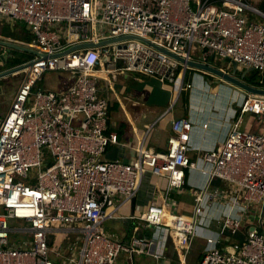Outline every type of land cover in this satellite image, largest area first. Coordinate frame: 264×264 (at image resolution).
I'll return each instance as SVG.
<instances>
[{"label": "built area", "instance_id": "built-area-1", "mask_svg": "<svg viewBox=\"0 0 264 264\" xmlns=\"http://www.w3.org/2000/svg\"><path fill=\"white\" fill-rule=\"evenodd\" d=\"M4 17L23 21L33 36L4 39L44 55L29 59L8 109L0 112V264H59L63 251L73 264H116L121 254L127 264L139 255L157 264L168 246L174 264H187L207 201L236 208L216 219L221 233L234 235L247 222L249 227L228 250L207 249L199 264H264V131L242 128L245 113H264V94L245 92L223 140L201 153L209 166L202 168L205 184L193 190L192 216L173 211L166 199L152 200L137 217L118 211L146 169L165 176L171 190L195 166L186 155L193 124L185 116L174 118L163 150L145 143L148 127L137 139L133 160L105 159L106 147L118 136L108 130L109 95L99 94L100 79L110 82L118 72L155 76L177 93L191 88L184 80L190 68L153 45L186 59L208 62L218 55L264 72L260 6L252 0H0ZM86 42L94 45L68 50ZM193 47L199 58L191 57ZM120 58L130 61L121 66ZM49 70L68 71L71 83L60 90L34 89ZM34 167L35 177L29 173ZM117 218H137L152 231L116 238L104 222ZM71 230L79 238L65 250L55 249L49 234ZM15 231L25 238L11 239Z\"/></svg>", "mask_w": 264, "mask_h": 264}, {"label": "crops", "instance_id": "crops-1", "mask_svg": "<svg viewBox=\"0 0 264 264\" xmlns=\"http://www.w3.org/2000/svg\"><path fill=\"white\" fill-rule=\"evenodd\" d=\"M0 19L8 22L7 29H5L4 26L0 28V36H2L0 39L6 40L3 36L21 39L20 34L16 35L17 33L14 29V21L16 20H11L7 17ZM25 32L26 36L32 39V33L24 24L21 35L25 36ZM0 53L7 59L10 52L7 46L1 44ZM27 53L31 52L27 51ZM210 57L213 58L209 56L207 57V61ZM28 60L29 59L26 61ZM22 70H24V75L15 87L11 98L27 73V69L23 68ZM197 70L198 69L192 72L198 73H191L188 76V80L192 83V87L180 93H177L173 89L172 84L168 83V81H161L155 76H147L133 72H118L111 75L110 82L100 79L99 94L109 95L110 99L108 130L115 131L118 136L116 143L108 144L106 147L102 155L105 159L119 158L124 161L133 160L136 155L135 144L137 139L146 132L148 127L149 130L146 133L145 143L154 150H163L166 147L167 137L171 132V122L174 118L185 116L188 117L193 124L189 132V149L186 151V155L191 161L195 162V166L185 169L183 184L179 188L169 190L165 176L154 174L149 169H146L143 173L140 185L133 196L134 203H132L131 198L120 206V209L124 206L126 210L121 211L124 215H133L137 217L146 210L148 204L152 200L166 199L168 202H171V205L168 204V207L176 212V205L178 204L177 198L183 192L192 197L194 207L193 190L205 184L206 176L202 172V168L209 166V164L203 160L201 153L206 149L217 146L223 140L228 129L229 115L233 113L236 103L245 94V91L225 82L219 77H215L212 74H210L211 77H206L203 74L206 72ZM260 73L261 75L259 76L258 82L248 81L245 78L246 70L242 79L250 85L264 88V83L260 80L264 72ZM240 75L241 74H239L238 77H240ZM70 77V74H68L67 82H63L62 79L57 80V82H40L39 78L35 87H38V89H64L71 83ZM212 82L215 83L213 84ZM182 92L186 93L184 94L186 95L185 99L182 98ZM8 107L9 104L7 108L0 110V112L5 113ZM245 117L246 120L244 122ZM204 123L207 124L206 127L203 125ZM242 128L254 132L264 131V113L261 115L251 112L245 113ZM165 194L168 196L165 197ZM207 204L204 212L205 216H201V223L211 214L218 213L219 210L222 214H233L236 209L229 204L223 205L213 203L212 201H207ZM212 207L213 211L211 212L210 210ZM180 211L179 213L183 212V210ZM182 214H184V212ZM184 215L188 216L187 214ZM114 221H121L125 225H129L132 221L140 223L137 218H117L114 219ZM105 223L106 222H104V224ZM201 225L202 224H200V226ZM244 225L245 226L241 229L242 231L239 230L234 234V236H236L235 238H241L245 228L249 227L248 222L244 223ZM200 226L198 228L199 230L195 231V235L189 245L188 253L194 251L190 256L189 264H197L198 260L207 249L217 246L228 250L232 244H223L225 239H227L225 236H227L226 234H228V232L221 233V231L217 232V229L213 227L206 229L200 228ZM105 227L108 231L113 232L112 228H108L106 225ZM128 233L129 231L127 228L124 232L120 233L121 238H128L130 236ZM196 234L207 241H194ZM223 236L224 239H221L220 237ZM123 262L127 264L125 256L121 254L117 258L116 264H124ZM149 262L152 263L154 260L151 257L139 255L135 256L132 264H147ZM174 263V250L171 249V246H168L164 257L160 259L157 264Z\"/></svg>", "mask_w": 264, "mask_h": 264}, {"label": "rangeland", "instance_id": "rangeland-1", "mask_svg": "<svg viewBox=\"0 0 264 264\" xmlns=\"http://www.w3.org/2000/svg\"><path fill=\"white\" fill-rule=\"evenodd\" d=\"M260 0H252L253 3H255L256 5L260 6V8H262L264 10V3L259 2ZM24 22L21 20H16L14 21V29L15 32L17 33L16 35L20 34L21 39H25L27 40H31V37L29 38L28 36H22L21 32L23 30V26H24ZM3 26L5 27V29H7L8 27V22L4 21L3 19H0V28H3ZM110 48L114 47V43L109 44ZM9 48V54L8 57H15L17 56L18 58L25 60V59H30L31 57H33L34 54L32 53H27V50H23V49H18V48H14V47H7ZM15 49V50H13ZM11 50V51H10ZM191 57L194 58H199V55L197 53V51L195 50V47H193L192 51H191ZM129 58H120L117 60V64L121 65V66H125L129 63ZM21 63L24 62H20L18 64L12 65L11 61L7 60L5 56H3L0 53V72L3 70H6L8 68L11 67H15ZM208 63L223 69L227 72H232V61L229 59H225L223 57H220L218 55H215L213 58H209L208 59ZM194 70L196 71V69L194 68H190V70ZM246 70V75H249L252 73V71H254L253 69H243L241 68L239 65H237V69L234 72V74L236 76H239V74H241L243 71ZM248 70V71H247ZM24 70H18L15 73L14 72H10V73H6L3 75H0V110H3L5 108H7L8 104L10 103V98L11 95L15 89V87L17 86L18 82L21 80V78L24 75ZM198 71V70H197ZM201 71V70H199ZM68 74L69 72L66 70H49L47 72H45V74L43 75V77H41L39 79L40 82H57V80L62 79L63 82H67L68 81ZM209 74V73H206ZM259 75H261L260 72H258ZM210 75V74H209ZM207 77V76H206ZM17 89V88H16ZM34 89H38V87H34ZM246 120V117L244 118V122ZM29 173L35 177L36 176V167L31 168L29 170ZM178 204L176 205V211L177 212H181L180 210H183L184 214H187L188 216H192L193 215V200L192 197L190 195H186L184 192L181 193L178 196ZM213 203H218V202H213ZM207 202H205L203 204V211L206 207ZM219 204V203H218ZM111 208V206H107L106 210H109ZM121 211H126L124 209V206L121 207V209H119V214H124ZM211 212L213 211V207L210 210ZM182 212V213H183ZM203 212L198 216V220L196 223V230L198 231L200 224H202L200 226V228H215L217 229V232H220V226L217 224V220L216 219H220L222 217V213L219 212L218 213H213L211 214L209 217L205 218L204 222L201 223V216ZM205 216V215H204ZM17 220L11 221V225L16 226L17 223L15 222ZM130 222V221H129ZM126 223V222H125ZM205 224V225H203ZM105 225L109 228H112L113 234L116 236V238H120V233L124 232L127 228L129 231V235H136V236H143V235H148L151 233L152 228L150 227H143L140 223H137L136 221H132L129 223V225H125L123 224L121 221H114V219H109L106 221ZM211 230V229H210ZM26 236V233H23L21 231H15L14 233L11 232L10 234V238L14 239V238H18V239H24ZM80 236V233L78 231H60L58 233H53V234H49V238L52 240V245L55 249H62L65 250L69 247V244H72L76 239H78ZM217 236V234H216ZM221 236V235H219ZM231 235L230 233L227 234V236H225L227 239H225V242L223 244H227V243H233L234 241L237 240V238H235L236 236ZM221 239H224L223 237H220ZM194 241H200V242H204L207 241L203 238H200L199 235L196 234V237L194 238ZM229 241V242H228ZM75 249H77V246H75ZM194 251H192L191 253L187 254L186 257V263L189 264L190 263V256ZM63 257L61 258V260H58L59 264H68L70 262H67V256L69 255L68 252H64L63 251ZM73 264V263H70ZM197 264H199V260L197 262Z\"/></svg>", "mask_w": 264, "mask_h": 264}, {"label": "water", "instance_id": "water-1", "mask_svg": "<svg viewBox=\"0 0 264 264\" xmlns=\"http://www.w3.org/2000/svg\"><path fill=\"white\" fill-rule=\"evenodd\" d=\"M109 41H110L109 39L102 40V41H100L99 44L106 43V42H109ZM147 42L149 43V41H147ZM1 44L5 45L7 47H14V48H18V49L27 50V51H30L33 54H40L42 56L44 55V54L39 53L35 49L25 47V46H23L21 44L13 42V41H11L9 39L3 40L1 38L0 39V45ZM83 45H94V43L86 42V43L74 44V45L70 46L68 48V50L74 49V48H77V47L83 46ZM153 46L156 47L157 49L163 51L164 53L168 54L169 56L175 58L180 63L185 64L189 68L198 69V70H201L203 72L212 74L215 77H219L220 79L224 80L225 82H227V83H229V84H231V85H233V86H235V87H237V88H239V89H241V90H243L245 92L254 93V94H264V88L253 86V85H250V84L246 83L245 81H243L242 78H243V76L245 74V71L241 73L240 77H238V76H236L234 74V72L237 69L236 62H232V67H233L232 68V72H227V71H225L223 69H220V68H218V67H216L214 65H211V64H209L207 62L200 61V60H195V59H186V58H184V57H182L180 55L175 54L174 52H171L170 50H167L166 48H163V47H160V46H157V45H153ZM31 64H32V62L28 60V61H26V62H24L22 64H19V65L15 66V67H11V68H8L6 70L1 71L0 75L6 74V73H10V72H16L18 70L26 68L27 66H29ZM131 201H132V203H134V197H132ZM263 207H264V204H263Z\"/></svg>", "mask_w": 264, "mask_h": 264}, {"label": "trees", "instance_id": "trees-1", "mask_svg": "<svg viewBox=\"0 0 264 264\" xmlns=\"http://www.w3.org/2000/svg\"><path fill=\"white\" fill-rule=\"evenodd\" d=\"M8 35V34H7ZM11 37H14L13 35H10ZM25 36H26V32H25ZM13 50H15V49H13ZM7 60H9V61H11V64H10V66H12V65H15V64H18V63H20V62H24V61H26L27 59H25V60H22V59H20V58H18L17 56H15V57H7ZM181 67V66H180ZM192 71H194L193 69L192 70H190V69H188L187 68V70H186V72H185V75H184V80H187L188 79V76H189V73H191ZM199 71V70H198ZM201 72V71H200ZM203 73V72H202ZM205 76H207V77H211V75H209V74H206V73H203ZM259 74H258V72L256 71V70H254V71H252V73L251 74H249V75H246L245 76V78L248 80V81H251V82H258L259 81ZM260 80H262V82L264 83V75H263V77L262 78H260ZM213 84L215 83V82H212ZM184 94H186V93H181V95H182V98L183 99H185L186 98V95H184ZM174 257H175V254H174Z\"/></svg>", "mask_w": 264, "mask_h": 264}]
</instances>
